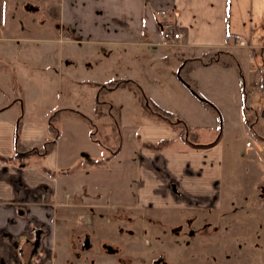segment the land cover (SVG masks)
Returning <instances> with one entry per match:
<instances>
[{
    "label": "crops",
    "instance_id": "crops-1",
    "mask_svg": "<svg viewBox=\"0 0 264 264\" xmlns=\"http://www.w3.org/2000/svg\"><path fill=\"white\" fill-rule=\"evenodd\" d=\"M48 17L54 18L53 24L62 35L57 39L62 45L56 61L62 78L65 77L69 85L66 92L71 90L73 93L80 85H88L90 99L94 97L95 101L94 94L97 97L102 89L107 88L106 85H113L130 94L129 104L120 100L106 109L103 107L108 103L101 105L96 99L87 112L70 109L75 114L80 113L81 119L88 118L96 132L104 133V138L109 136L113 126L122 129L121 134L126 135L125 146L128 144L126 148L134 154L130 158L135 165L132 193L138 195L135 200L119 205L120 209H138L147 204L159 206L161 198L181 202L182 198L176 193H194L186 181H192V154L202 150L193 148L181 138L179 126H172L159 117L150 118L145 113L144 100L140 101L135 92L137 85L141 87V78L130 72L131 66L141 64L144 58L141 54L145 50H169L180 64L184 59L205 57L203 50L206 49L236 48L225 53L231 62H227V66L197 63L192 73L203 69L224 72L232 79L233 108L241 113L243 122H247L246 118L264 119V110L260 111L256 105L248 109L241 106L243 94H257L246 92L255 84L258 68H264V0H0V157L14 155V143L16 145L18 141L14 142L16 130L20 132L19 146L24 150L41 149L47 143L42 138V134L49 130L47 120L43 126H40L39 119L20 124L18 103L23 104L24 116L27 102L41 103L44 100L41 81L47 70V42L53 38L48 36ZM164 24H172L183 33L180 49L173 50L164 44L161 32ZM65 42L69 44L66 49L63 47ZM244 52L247 59L245 71L238 65L243 79V94L241 92L239 96L234 65L244 58ZM63 66L67 72L65 75ZM112 66H123L124 73H110ZM98 68L100 73L96 71ZM30 70L38 74L35 91L39 90V93L34 91V96L27 94L23 84ZM209 78L203 80L207 84L202 82L199 91L211 100L209 95L212 92L206 88ZM123 82H126L125 86L121 85ZM222 82L218 79L215 84L220 92L229 86V82ZM12 89L15 93V89L20 90L23 99ZM154 104L164 111L159 104ZM151 115L156 116L153 112ZM184 123L183 128L188 127ZM247 123L246 130L255 134L254 126ZM73 128L70 131L74 135ZM259 132L263 134L264 128ZM54 138L55 142L52 141L51 148L43 156L42 165L37 162L42 155L9 162L0 160V264H64L69 261L81 264L84 262L82 253L76 250L78 235L93 226L92 211L110 208L107 202L98 199L100 193L90 197L92 200L80 199V188L76 183H70L74 176L67 170L76 156L64 144L61 152V137ZM112 139V136L107 139V145ZM219 139L210 143L211 146H218ZM256 139L259 149L255 156H259L263 154L264 136ZM89 147L98 157L96 161L101 159L99 150L103 147L113 155L111 149L97 141L93 140ZM120 150L123 151L120 148L116 155ZM216 151L218 153V149ZM216 151L215 155L200 156L199 162L214 160ZM91 161V164L95 163L93 159ZM60 169L65 174L61 185L55 178V172ZM144 193H153L155 197L150 199V194L144 200ZM189 201V205L196 203ZM38 235L39 249L30 253L31 244ZM57 244L61 248L56 252ZM48 254L50 259L42 260Z\"/></svg>",
    "mask_w": 264,
    "mask_h": 264
},
{
    "label": "rangeland",
    "instance_id": "rangeland-1",
    "mask_svg": "<svg viewBox=\"0 0 264 264\" xmlns=\"http://www.w3.org/2000/svg\"><path fill=\"white\" fill-rule=\"evenodd\" d=\"M40 15L41 13L38 16ZM53 20V17H48V36L53 38L48 37L50 40L47 42L49 48L47 70L41 81L44 100L41 103L27 102L24 116L23 104L20 101L18 121L23 125L28 120L39 119L40 126H43L47 120L49 130L42 134L44 143L52 145V141L55 142L56 139L54 137L58 139L61 137V145L68 146V151L76 156L74 163L69 165L67 170L74 176V181L70 183H76L80 188V199L92 200L95 193H100L98 199L107 202L110 207L105 211L97 209L92 211L94 224L85 229L83 237L90 241L91 248L88 253L82 254L84 262L81 264H264V146L261 147L263 154L255 156L259 149L256 138L264 136V133L259 132L264 128V119L246 118L249 120L248 123L246 120L243 122L241 113L233 108L235 92L230 85L232 79L224 75V72L216 70L203 69L192 73L197 66L196 63L189 71L184 68L180 74L181 79L186 80L185 82L208 102L206 105L178 79L177 71L183 61L178 64L171 51L145 50L141 54V57H144L141 64L130 67V72L141 78V87L137 85L135 88L139 100L149 99L170 113L169 117L174 122L180 120L186 122L189 131L183 126H179V130L184 129L185 135L189 134L190 144L203 142L210 144L220 139L218 146L202 148L201 151L192 154L193 166L190 171L192 181L186 182L194 193H176L182 198L181 202L161 198L159 206L147 204L138 209H120L119 205L135 200L138 195L132 193L135 189V165L130 158L134 157V154L132 150L128 151L126 148L128 144L125 146L126 135L121 134L122 129L113 126L108 133L109 136L104 138V133L96 132L88 118L81 119L80 113L75 114L71 110L87 112L96 99L101 105L108 103L103 107L106 109H109L110 104L113 105L120 100L129 104L130 94L121 92L113 85H106L107 88L102 89L97 97L94 94L95 101L94 97L90 99L88 85H80L73 93L71 90L66 92L69 85L66 78H62L61 69L56 61L58 49L62 44L57 40L60 35ZM67 46L69 44L65 42L63 47L66 49ZM179 47L172 49H180ZM232 49L236 48L206 49L203 52L206 53L205 59L209 57L208 55L218 53L219 65H222L221 62L231 63L228 61V54L225 53H230ZM243 55L244 58L242 60L238 58L234 65L238 75L239 96L243 90L239 66L245 71L247 60L245 52ZM96 71L100 73L101 70L98 68ZM112 72L123 74V66L118 68L112 66L110 73ZM26 74L24 90L28 95L34 96L38 74L31 70ZM63 74H67L64 66ZM256 74L258 75V70ZM205 78L210 79L206 88L212 92V95H209L211 100L199 91L202 82L207 84L203 81ZM218 79L220 83L229 82V86L224 87V92L216 89ZM125 83L121 85L125 86ZM15 90L14 94L23 99L21 91ZM35 92L39 93V90ZM260 98L258 94L250 96L243 94L241 106L248 109L251 105H256L260 111L264 110V100ZM144 101L145 113L156 119L157 116L151 115V111L145 109ZM29 112L32 115H29ZM246 123L254 126L257 132L249 133L246 130ZM81 125L87 128L83 129ZM72 127H75L72 130L75 132L74 135L70 131ZM53 128L58 129L59 133L53 131ZM111 136L113 139L107 145V139ZM19 138L20 132L16 130L14 142L18 140V144L21 145ZM93 140L105 144L113 155H109L108 150L103 147L99 150L101 159L96 161L98 157L94 156L93 149L89 147ZM120 148L123 151L120 150L116 155ZM42 149L41 147V152ZM62 150L63 145L61 152ZM215 151L216 157L211 160L213 164L210 159L207 163L199 162L200 156L211 153L215 155ZM43 156L45 155L37 159L41 165ZM92 159L95 161L93 164H91L93 161L90 162ZM55 173V178L61 185L65 174L61 169ZM150 194V199L155 197L153 193H144V200H147ZM184 197L187 201H184L186 200ZM189 199L198 203L189 205ZM147 202L151 204L152 201ZM104 244L116 246L119 253L104 254L102 252ZM60 248L57 244V248L54 249L57 252ZM52 252L54 254V251ZM50 257L48 254L42 260H49ZM54 262L57 261L54 259ZM64 264L78 263L69 261Z\"/></svg>",
    "mask_w": 264,
    "mask_h": 264
},
{
    "label": "trees",
    "instance_id": "trees-1",
    "mask_svg": "<svg viewBox=\"0 0 264 264\" xmlns=\"http://www.w3.org/2000/svg\"><path fill=\"white\" fill-rule=\"evenodd\" d=\"M209 57L207 59H205V57L203 56V58H198V59H184L183 60V63L181 65V70L179 71V74H181V71L184 69V68H187V71L191 70L193 64H200V65H206V64H212V63H218L220 64V56L218 55V53H216L215 55L211 56V55H208ZM221 64L223 65H228L227 62H221ZM186 81V80H185ZM127 83H131L130 81H127ZM191 87V86H190ZM192 89V88H191ZM201 101L202 103L204 104H208V102L206 100H199ZM144 102H146L145 104V109H148L149 111L153 112L154 114H156L157 117H159L162 121L164 122H167V123H170L172 126H185V123L184 121L180 120V121H176L174 122L172 119H170L169 115L170 113H167L166 111H162L159 107H157L154 103L150 102L149 99L145 100ZM84 117V116H83ZM248 122V121H247ZM54 129V128H53ZM185 129V128H184ZM184 129L181 131L180 130V136L181 138L186 141V142H190L189 140V134L186 137L185 135V131ZM186 129H188L189 131V128L186 127ZM55 131V129H54ZM55 134V133H54ZM190 144V143H189ZM214 144V143H213ZM193 148H204V147H209L211 146V144H208V145H194V144H190ZM49 148H51V145L49 143H46V145L43 147V152L40 151V149H28V150H24L22 149L19 144H18V141L16 142V145H15V153L13 156L11 157H7V158H3V157H0V160L1 161H5V162H9V161H12V160H24V159H27L29 158L30 156L32 155H38V156H41V155H46L47 152L49 151Z\"/></svg>",
    "mask_w": 264,
    "mask_h": 264
},
{
    "label": "built area",
    "instance_id": "built-area-1",
    "mask_svg": "<svg viewBox=\"0 0 264 264\" xmlns=\"http://www.w3.org/2000/svg\"><path fill=\"white\" fill-rule=\"evenodd\" d=\"M161 32L164 44L169 47H179L182 45L181 38L183 33L177 29L172 24H164L161 26ZM246 93H257L261 98H264V68L258 69V78L255 84L248 88Z\"/></svg>",
    "mask_w": 264,
    "mask_h": 264
},
{
    "label": "flooded vegetation",
    "instance_id": "flooded-vegetation-1",
    "mask_svg": "<svg viewBox=\"0 0 264 264\" xmlns=\"http://www.w3.org/2000/svg\"><path fill=\"white\" fill-rule=\"evenodd\" d=\"M84 225H87V223H85ZM84 232H82L81 234L78 235V245L77 248L78 250H80V253H88L89 249L91 248V243L90 241L84 237ZM193 235V233H192ZM80 238V239H79ZM40 246V239H39V235L35 238L34 242H32L31 244V251L30 253H36L39 249ZM102 252L106 255H116L119 253V249L114 246V245H109V244H104L102 246ZM76 256H79V253L76 254Z\"/></svg>",
    "mask_w": 264,
    "mask_h": 264
},
{
    "label": "water",
    "instance_id": "water-1",
    "mask_svg": "<svg viewBox=\"0 0 264 264\" xmlns=\"http://www.w3.org/2000/svg\"><path fill=\"white\" fill-rule=\"evenodd\" d=\"M184 64V63H183ZM181 70V67L178 69L177 71V77L179 80H181L183 82V84L187 87V89H189V91L199 100H204L203 98H201L193 89H191L190 85L187 84L185 81H183L180 77L179 71Z\"/></svg>",
    "mask_w": 264,
    "mask_h": 264
}]
</instances>
